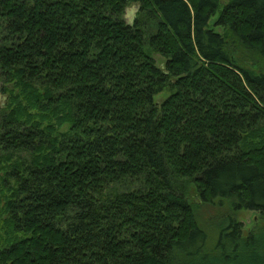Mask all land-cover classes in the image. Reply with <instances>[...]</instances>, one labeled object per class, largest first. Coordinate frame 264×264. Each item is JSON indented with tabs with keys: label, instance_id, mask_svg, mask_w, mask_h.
Returning a JSON list of instances; mask_svg holds the SVG:
<instances>
[{
	"label": "trees",
	"instance_id": "1",
	"mask_svg": "<svg viewBox=\"0 0 264 264\" xmlns=\"http://www.w3.org/2000/svg\"><path fill=\"white\" fill-rule=\"evenodd\" d=\"M236 52L264 62V0H0V264H264V226L208 252L195 215L264 218Z\"/></svg>",
	"mask_w": 264,
	"mask_h": 264
},
{
	"label": "rangeland",
	"instance_id": "2",
	"mask_svg": "<svg viewBox=\"0 0 264 264\" xmlns=\"http://www.w3.org/2000/svg\"><path fill=\"white\" fill-rule=\"evenodd\" d=\"M134 8H128L126 10H131ZM125 10V13H126ZM123 15V18L125 16ZM125 20V19H124ZM235 59L245 67H250L255 69L256 71H260L264 73V62H261L256 57L246 55L242 52L234 53ZM156 62L160 64L162 62L161 57L154 56ZM162 95H158L155 97V101L159 102L162 100ZM196 221L201 230L206 233L207 241H206V250L212 251L217 242L219 232L222 226H225V221L227 218H233L236 221L242 223L243 225V236L247 234L249 231H255L264 226V218L259 219V215L250 212V211H238L235 212L231 209L229 204L226 201L216 200L212 203L201 204L196 201Z\"/></svg>",
	"mask_w": 264,
	"mask_h": 264
},
{
	"label": "clouds",
	"instance_id": "3",
	"mask_svg": "<svg viewBox=\"0 0 264 264\" xmlns=\"http://www.w3.org/2000/svg\"><path fill=\"white\" fill-rule=\"evenodd\" d=\"M138 11L137 8L131 9V10H126L124 19L126 23L131 26L134 23V20L136 18V12Z\"/></svg>",
	"mask_w": 264,
	"mask_h": 264
}]
</instances>
